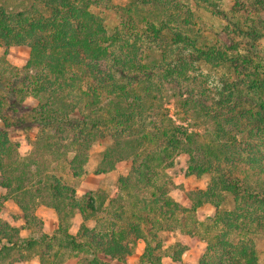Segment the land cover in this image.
I'll use <instances>...</instances> for the list:
<instances>
[{
  "label": "trees",
  "instance_id": "16d2710c",
  "mask_svg": "<svg viewBox=\"0 0 264 264\" xmlns=\"http://www.w3.org/2000/svg\"><path fill=\"white\" fill-rule=\"evenodd\" d=\"M192 1L232 33L212 38L200 31L193 10L179 0H126L122 7L112 0H0L4 57L13 46L30 51L20 68L0 61L2 201L17 206L27 230L42 224L34 214L38 204L52 209L58 223L52 234L22 238L0 219V264L126 263L138 242L144 248L136 264H183L198 243L206 244L198 264L258 263L264 0H227L228 12L216 0ZM201 67L213 70L209 91H174ZM29 98L32 108L25 106ZM170 100L177 119L202 114L213 133L176 124L166 108ZM33 129L38 135L22 158L8 133ZM95 144L107 145L97 174L123 160L131 162L130 173L118 177L116 198L97 190L79 200L60 172L66 166L83 177ZM182 152L189 156L186 176L209 178L205 189L188 193L189 208L170 197L175 186L165 173ZM206 205L214 215L199 221L196 211ZM76 216L81 223L72 234ZM176 230L187 243L164 245L161 234Z\"/></svg>",
  "mask_w": 264,
  "mask_h": 264
},
{
  "label": "rangeland",
  "instance_id": "374dc122",
  "mask_svg": "<svg viewBox=\"0 0 264 264\" xmlns=\"http://www.w3.org/2000/svg\"><path fill=\"white\" fill-rule=\"evenodd\" d=\"M182 5L188 6L193 13L195 14V22H197V28L200 31L206 32L209 34L210 37L213 38V32H221V31H231L230 27L226 26L224 22H222L218 17L212 15L209 12V9L203 8L202 6L196 7L192 0H179ZM218 1L219 5L221 6L222 10L228 12V4L227 0H216ZM7 3L12 5L13 0H7ZM126 0H112V5L114 6H123L125 5ZM105 23L112 25L111 22L105 21ZM231 35V34H230ZM217 39V38H216ZM222 40V39H221ZM224 40V38H223ZM261 49L264 50V42L260 44ZM5 50L0 47V61L5 60L8 65L13 67H22L25 65L29 58V48L25 46H13L6 51V57H4ZM1 63V62H0ZM192 82L189 84H183L182 88L179 89L175 88L174 91L179 93L185 94L186 89H190L191 94L197 95L200 92L205 90L209 91L211 89V84L213 83V70H210L209 67H201L196 70L190 72ZM205 83L203 86L200 84L202 82ZM189 91V90H188ZM200 91V92H199ZM189 93V92H186ZM185 97V96H183ZM206 100L208 98H205ZM166 108L169 110V116L172 120L175 121L176 124H186L189 127L190 131H195L200 133L204 136H208L212 134L213 124L202 117L200 114L196 115L195 118L198 116L197 119L181 121L177 119L175 116L176 107L173 100L166 102ZM35 103L33 99L29 98L25 101V106L27 108L34 107ZM200 108H196L195 111L199 112ZM194 117V115H193ZM2 128V124L0 123V129ZM9 139L12 143L18 145V152L22 158H25L29 155L32 150L30 146V142L35 140L38 135V130L33 129L27 133H23L21 131H10L8 133ZM264 144V143H263ZM107 148L105 144H95L93 145L91 151L89 152L88 156V163L85 166L86 174L81 177L80 179L75 178L68 174V169L63 167L61 169V175H63L66 183L69 186H72L76 191V198L77 199H84L89 194H94L97 190H102L105 196V199H114L118 196V186H117V179L118 177H126L130 173L131 169V162L128 160H123L116 164L115 169L112 172L107 174H97V170L102 160V154L104 150ZM264 147H262L263 149ZM189 164V156L185 153H179L175 156L173 160V166L169 168L165 173L168 177L172 180L175 188L171 190L170 197L178 202L179 204L189 208L190 201L187 197L189 192L199 191L206 188L209 178L208 177H201L197 178L195 176H186L185 173L187 171V167ZM50 168H55V166L50 164ZM57 170V168H56ZM59 170V169H58ZM70 175V176H69ZM5 191L0 188V219L9 224L12 227L19 229L22 232V235H29L32 233L36 236H39L41 233L51 234L53 231L54 226L55 229L58 226L57 218L55 212L41 204L36 205L34 209L35 216L41 221V226L33 225L30 227V230L25 229V231H21L25 228L23 221L20 219V211L17 206L10 200L2 201V197L5 196ZM16 207V208H15ZM52 213V214H51ZM214 215V208L210 205L202 206L196 211V218L199 221H204L208 217H212ZM52 217V220H51ZM53 217H55V222H53ZM55 223V224H54ZM81 223V218L76 216L72 222L70 227V232L72 234H76L77 229ZM54 229V230H55ZM28 233V234H27ZM53 233V232H52ZM161 237L164 241V245H169L175 242H180L182 244H186L188 238L180 235L178 230L173 233H163ZM144 245L142 242H138L135 253L129 257L126 263L119 262V261H108L107 264H136L138 259L142 253ZM257 248L259 251L258 255V263L257 264H264V239H260L257 242ZM206 244L205 243H198L195 247L186 252L182 258L183 264H198L199 260L205 254ZM33 263V262H32ZM31 262L26 264H32ZM162 264H174L170 260H164Z\"/></svg>",
  "mask_w": 264,
  "mask_h": 264
},
{
  "label": "crops",
  "instance_id": "0c3cea01",
  "mask_svg": "<svg viewBox=\"0 0 264 264\" xmlns=\"http://www.w3.org/2000/svg\"><path fill=\"white\" fill-rule=\"evenodd\" d=\"M7 56V55H6ZM16 208V207H15ZM52 214V213H51ZM51 220H52V217H51ZM53 222H55V217H53ZM7 223L8 224H11L9 221H7ZM56 223V222H55ZM54 223V224H55ZM24 224V223H23ZM54 229H55V226H54ZM53 229V231H51V234H52V232H54L55 230ZM21 231H25V228L23 229V230H21ZM28 234V233H27ZM50 234V233H49ZM20 237H22V238H26V237H28L27 235H22V232H20ZM193 249V248H192ZM192 249H190V250H192ZM190 250H188V251H190ZM187 251V252H188ZM186 253V252H185ZM184 256V255H183ZM183 258V257H182ZM164 260H169V259H164ZM164 260L162 261V263L164 262ZM33 262V263H32ZM31 263L32 264H38L36 261H32ZM17 264H26V263H17Z\"/></svg>",
  "mask_w": 264,
  "mask_h": 264
}]
</instances>
